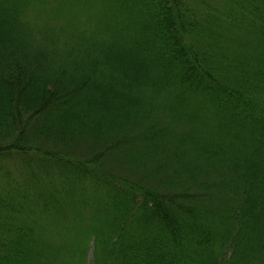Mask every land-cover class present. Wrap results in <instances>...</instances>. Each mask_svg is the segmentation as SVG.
<instances>
[{"label":"trees","instance_id":"trees-1","mask_svg":"<svg viewBox=\"0 0 264 264\" xmlns=\"http://www.w3.org/2000/svg\"><path fill=\"white\" fill-rule=\"evenodd\" d=\"M0 184V264H264V0H0Z\"/></svg>","mask_w":264,"mask_h":264},{"label":"rangeland","instance_id":"rangeland-1","mask_svg":"<svg viewBox=\"0 0 264 264\" xmlns=\"http://www.w3.org/2000/svg\"><path fill=\"white\" fill-rule=\"evenodd\" d=\"M75 9H77V8H75ZM78 11H81V10H78ZM87 11L84 9V10H82L81 12H80V14H79V19L81 20L80 22H79V24H84V23H87V21L89 20V19H91V18H94V17H91L92 16V14H91V18H87V15H88V12L86 13ZM86 13V14H85ZM20 171H21V168L19 167V168H16L15 169V171H14V174L15 175H19V173H20ZM6 184H0V187H3V186H5Z\"/></svg>","mask_w":264,"mask_h":264}]
</instances>
